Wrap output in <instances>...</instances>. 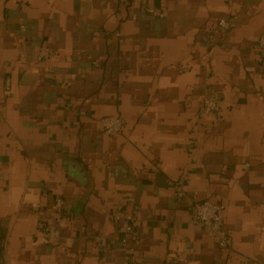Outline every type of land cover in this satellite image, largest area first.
<instances>
[{"label": "crops", "instance_id": "obj_1", "mask_svg": "<svg viewBox=\"0 0 264 264\" xmlns=\"http://www.w3.org/2000/svg\"><path fill=\"white\" fill-rule=\"evenodd\" d=\"M263 30L264 0H0V264H264Z\"/></svg>", "mask_w": 264, "mask_h": 264}, {"label": "built area", "instance_id": "obj_2", "mask_svg": "<svg viewBox=\"0 0 264 264\" xmlns=\"http://www.w3.org/2000/svg\"><path fill=\"white\" fill-rule=\"evenodd\" d=\"M149 12H153L152 9H148ZM219 28L227 30L230 26V22L227 19H219L217 22ZM257 47H259L264 52V30L260 34L256 42ZM51 55L50 50L45 44H42L37 59L48 58ZM219 110V98L213 93L204 94L200 105L197 110V115L199 117H206L209 115H217ZM100 130L104 134H117L123 129V119L117 115L103 116L99 120ZM247 165V164H246ZM174 186V196H182L184 194L183 190V179L179 178L173 183ZM61 200H55V206L60 212L61 210ZM121 228L125 234L122 238L124 243L128 238L135 240V234L133 231L132 224L134 222V215L131 213H124L120 217ZM189 221L192 224L200 225L203 227L204 231L214 237L220 247L226 246V239L222 231L223 223V206L212 200H193L190 209ZM38 229L47 239H56L60 236L59 228V218L57 217L55 222L48 223L46 221H38ZM101 245H105V240L102 238L100 240Z\"/></svg>", "mask_w": 264, "mask_h": 264}]
</instances>
